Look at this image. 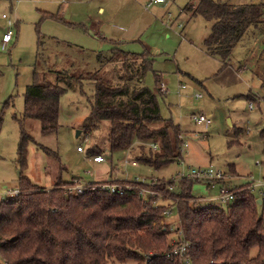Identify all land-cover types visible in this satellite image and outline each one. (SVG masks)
Masks as SVG:
<instances>
[{
    "label": "rangeland",
    "instance_id": "374dc122",
    "mask_svg": "<svg viewBox=\"0 0 264 264\" xmlns=\"http://www.w3.org/2000/svg\"><path fill=\"white\" fill-rule=\"evenodd\" d=\"M217 1L264 4V0ZM188 3L196 0H164L144 11L141 5L146 0H0V198L17 184L18 119L22 117L25 87L34 81V72L40 78L47 69L73 63V70H90L97 67L95 53L106 55L113 46L126 52L141 53L144 48L150 52L152 71L159 79L148 71L143 84L156 93L160 115L179 124L186 147L177 159L155 168L138 160L150 150H158L148 144L141 149L134 143L128 149L111 151L106 140L107 121L92 132L85 131L88 140L84 141V133L76 136L75 130H81L79 124L89 114L93 84L87 79L71 85L59 80L65 90L59 96L57 131L42 135L37 120H20L34 141L58 156L57 160L33 142L28 144L24 172L33 182L49 187L59 165L62 178L78 179L82 184H122L126 182L123 179L134 176L172 183L177 173L211 168L224 172V178L193 180L189 188L192 204L225 208L231 201L220 203L214 198L223 183L235 187L248 177L256 180L264 175V23L250 27L223 62L204 52L202 41L211 23L199 15L192 17L184 9ZM46 14L58 15L67 23ZM2 15L11 19L14 33L5 47L1 43L6 31ZM110 35H118L121 41L116 45L106 38ZM45 79L55 82L56 75L47 73ZM159 81L165 84L164 93L157 91ZM180 84L185 87L180 88ZM195 92L200 97H193ZM192 113H203L210 122L195 123L190 118ZM78 145L82 151L76 149ZM92 148L104 160L93 161ZM125 157L135 158L136 163L125 162ZM178 183L174 182V191L179 190ZM167 199L156 201L167 203ZM162 221L168 225L167 240L173 242L179 234L175 230L179 224L177 210Z\"/></svg>",
    "mask_w": 264,
    "mask_h": 264
},
{
    "label": "trees",
    "instance_id": "16d2710c",
    "mask_svg": "<svg viewBox=\"0 0 264 264\" xmlns=\"http://www.w3.org/2000/svg\"><path fill=\"white\" fill-rule=\"evenodd\" d=\"M184 9L211 23L203 49L223 62L250 27L264 23V4L196 0ZM46 16L67 23L58 15ZM95 62L96 68L84 71L73 70L72 62L47 69L40 78L34 72V81L25 87L16 148L19 192L0 198V264H183L181 257L170 253L181 238L189 264H264V198L258 202L259 196L247 189L237 191L224 208L192 204L189 188L198 179H180L178 191H170L161 181L153 185L164 199L177 201L175 230L182 237L169 242L168 225L162 221L168 202L142 201L135 188L119 194L92 182L82 192L65 194L64 186L72 179L62 178L61 165L49 187L28 177L24 170L30 142L57 160L58 156L34 141L20 120H37L42 135L57 131L59 96L65 90L59 80L71 85L87 79L93 84L89 114L79 127L83 133L92 132L107 121L111 151L128 149L134 143L141 149L143 144L156 142L158 150L138 157L155 168L180 156L179 124L160 115L156 93L143 84L145 73L152 71L150 53L113 46L106 55L95 53ZM47 73H55L56 81L45 79ZM153 76L159 79L157 73ZM89 151L98 153L94 148Z\"/></svg>",
    "mask_w": 264,
    "mask_h": 264
},
{
    "label": "built area",
    "instance_id": "2783aa9c",
    "mask_svg": "<svg viewBox=\"0 0 264 264\" xmlns=\"http://www.w3.org/2000/svg\"><path fill=\"white\" fill-rule=\"evenodd\" d=\"M164 3V0H146V4H145V9L149 8L151 5L153 4H162ZM3 19H6V31L4 32V34L2 35L1 38V43H2V47H5L11 40L12 37L14 35L13 30H12V21L11 19H9L6 15H2ZM180 27V25H179ZM159 90L161 92L164 93L165 90V84L163 83V81H159L158 86ZM180 88H184L185 85L184 84H180L179 85ZM193 97L198 98L200 97V93L195 92ZM252 103L249 102L248 103V108L252 109ZM190 118L195 122V123H206L208 124L210 122V118L203 114V113H192V115L190 116ZM181 136V135H179ZM83 140L87 141L88 140V134L84 133L83 134ZM187 143L185 141H182L180 143V154L183 151V149L186 147ZM150 148L152 149H157L158 145L156 142H150L149 143ZM76 149L78 151H82L83 148L81 145H78L76 147ZM92 160L93 161H102L104 160V157L101 154H94L92 155ZM125 162H129L131 165H134L136 163V159L135 158H129L128 157L124 158ZM182 161V160H180ZM255 163H258V161H255ZM178 177L177 179L175 177H172V183L171 181L168 180H164L162 182H164L166 184V188H168L170 191H174L173 190V186H174V182L176 180H180L182 178H187V179H198V180H207L210 182L213 181H222V179L224 178L225 173L221 172V171H213L211 168H207V169H197V168H190L188 172L186 173H177ZM126 182L125 183H117V182H103V183H99L98 186L101 188H105L108 189L110 192H118L119 194H121L124 189H131V188H135L138 195L141 197L142 201H147L152 199L153 203H158L156 201V199H164L162 197V194L155 191L153 189V185L157 184L160 181H156L154 178H150L147 179L146 177L143 176H134L132 179H123ZM133 183H136L137 185L134 186ZM87 183H80L78 181V179H73L72 183L67 184L66 186H64V193L65 194H72V193H76V192H82ZM247 189L251 192H254L255 194H257L259 196V199L261 200L262 198H264V175L261 176L259 179H253L248 177V179L246 180V183L243 187H240L239 189H233L231 187H229L227 184L223 183V185L221 187H219V194L217 196H215L214 198L216 200H218L220 203L222 202H226L228 203V201H233L236 197V192L239 191L240 189ZM19 192L18 187H14L12 189H7L6 192L1 196H13L16 195ZM168 203L166 205V207L163 209L162 211V218H166L168 215H170L171 211L173 209L177 210V201L176 200H168ZM177 222L178 221V214H177ZM179 234L177 236L182 237V234L180 233V231H178ZM181 242L177 245H175L170 253L171 254H176L177 256L181 257L183 264H189V260L188 257L185 254V247H186V242L184 241L183 238H181ZM174 241V240H173Z\"/></svg>",
    "mask_w": 264,
    "mask_h": 264
},
{
    "label": "crops",
    "instance_id": "0c3cea01",
    "mask_svg": "<svg viewBox=\"0 0 264 264\" xmlns=\"http://www.w3.org/2000/svg\"><path fill=\"white\" fill-rule=\"evenodd\" d=\"M140 5V4H139ZM153 5H159V4H153ZM152 6V5H151ZM150 6V7H151ZM141 7H142V9L144 10V11H146V10H148L149 8H147V9H145V5H141ZM113 37H116V38H113ZM99 38H103L102 36H100L99 35ZM106 38H109V39H111L112 41L111 42H113V43H118V40H120L119 39V36L118 35H110V37H106ZM116 40V41H115ZM121 41V40H120ZM144 49H146V48H144ZM147 50V49H146ZM148 51V50H147ZM129 52V51H128ZM149 52V51H148ZM150 53V52H149ZM207 54V53H206ZM208 55V54H207ZM95 180V179H94ZM246 182V181H245ZM244 183V182H243ZM240 184H242V183H240ZM240 184H237V185H240ZM236 186V185H235Z\"/></svg>",
    "mask_w": 264,
    "mask_h": 264
},
{
    "label": "water",
    "instance_id": "95a60500",
    "mask_svg": "<svg viewBox=\"0 0 264 264\" xmlns=\"http://www.w3.org/2000/svg\"><path fill=\"white\" fill-rule=\"evenodd\" d=\"M81 132V130L80 129H76L75 130V135L77 136V135H79V133ZM260 201V199L258 198V202Z\"/></svg>",
    "mask_w": 264,
    "mask_h": 264
}]
</instances>
